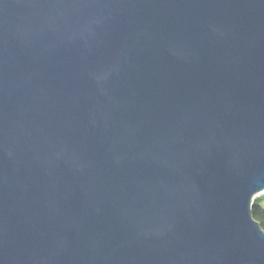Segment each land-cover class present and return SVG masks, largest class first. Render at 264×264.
<instances>
[{"label": "water", "instance_id": "obj_1", "mask_svg": "<svg viewBox=\"0 0 264 264\" xmlns=\"http://www.w3.org/2000/svg\"><path fill=\"white\" fill-rule=\"evenodd\" d=\"M264 0H0V264H264Z\"/></svg>", "mask_w": 264, "mask_h": 264}, {"label": "trees", "instance_id": "obj_2", "mask_svg": "<svg viewBox=\"0 0 264 264\" xmlns=\"http://www.w3.org/2000/svg\"><path fill=\"white\" fill-rule=\"evenodd\" d=\"M253 218L259 222L261 228L264 230V193L256 196L252 203Z\"/></svg>", "mask_w": 264, "mask_h": 264}]
</instances>
